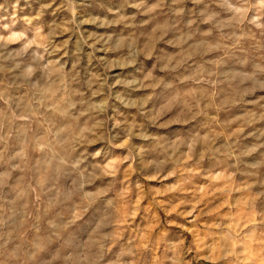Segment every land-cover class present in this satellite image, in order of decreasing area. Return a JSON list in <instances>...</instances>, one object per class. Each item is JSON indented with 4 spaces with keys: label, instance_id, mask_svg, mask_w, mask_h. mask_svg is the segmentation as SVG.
Listing matches in <instances>:
<instances>
[{
    "label": "rangeland",
    "instance_id": "rangeland-1",
    "mask_svg": "<svg viewBox=\"0 0 264 264\" xmlns=\"http://www.w3.org/2000/svg\"><path fill=\"white\" fill-rule=\"evenodd\" d=\"M0 264H264V0H0Z\"/></svg>",
    "mask_w": 264,
    "mask_h": 264
}]
</instances>
